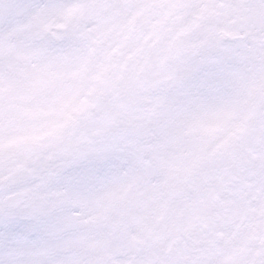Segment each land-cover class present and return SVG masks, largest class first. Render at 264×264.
I'll return each instance as SVG.
<instances>
[{
	"label": "snow or ice",
	"instance_id": "1",
	"mask_svg": "<svg viewBox=\"0 0 264 264\" xmlns=\"http://www.w3.org/2000/svg\"><path fill=\"white\" fill-rule=\"evenodd\" d=\"M0 264H264V0H0Z\"/></svg>",
	"mask_w": 264,
	"mask_h": 264
}]
</instances>
